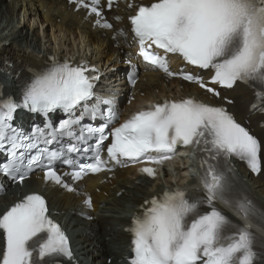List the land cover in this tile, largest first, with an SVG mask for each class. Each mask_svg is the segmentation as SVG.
I'll return each mask as SVG.
<instances>
[{
	"label": "snow or ice",
	"instance_id": "snow-or-ice-1",
	"mask_svg": "<svg viewBox=\"0 0 264 264\" xmlns=\"http://www.w3.org/2000/svg\"><path fill=\"white\" fill-rule=\"evenodd\" d=\"M70 2L94 14L99 27L113 28L104 8L111 9L119 0ZM126 7L133 12L127 18L130 39L146 65L168 77L179 75L228 104L232 101L218 89L246 84L255 97L252 111L264 113V0H126ZM121 38L128 42V32L121 29L113 37ZM169 54L196 71L174 73ZM28 73L19 100L0 95V155L5 157L0 174L23 183L40 167L46 182L79 194L66 176L79 181L89 173L111 171L109 163L162 164L172 158L177 145L189 147L199 158L203 193L171 189L145 200L126 229L131 236L128 264H264V241L215 203L264 227V206L247 195L229 163L236 158L252 173H260L264 144L226 107L192 97L165 100L113 126L118 112L111 99L95 94L99 74L94 67L53 59ZM201 73L208 74L207 81ZM20 109L40 114L42 125L26 131L15 124ZM57 111L63 117L54 124L49 114ZM81 152L91 153L90 162L69 156ZM62 159L72 171L55 170V162ZM140 172L156 174L152 167ZM84 203L91 207V198ZM72 259L69 239L48 215L42 194H27L0 214V264H63Z\"/></svg>",
	"mask_w": 264,
	"mask_h": 264
},
{
	"label": "bare ground",
	"instance_id": "bare-ground-1",
	"mask_svg": "<svg viewBox=\"0 0 264 264\" xmlns=\"http://www.w3.org/2000/svg\"><path fill=\"white\" fill-rule=\"evenodd\" d=\"M151 2L152 0H136L138 4ZM130 14L133 12L126 7V0L114 4L110 10L104 11L105 19L113 24L112 29H106L96 24L95 16L89 15L83 8L77 9L70 0H0V62L3 54L8 55L12 59L14 68H19L20 76L24 78L29 75V68L40 70L49 65L53 59L60 62L67 60L71 64L86 63L97 69L99 79L95 82V86L100 91L112 95L111 91L114 88L119 93L121 89L127 88L128 102L121 109L117 108L118 114H122L123 118L145 103L150 104L162 99L177 100L176 96L179 95L192 97L206 104L223 105L264 144V113L251 109L255 99L252 88L237 83L230 90H220L222 97L232 101L228 104L221 97H214L196 84L183 82L178 77H168L160 70L149 68L137 57L135 43L130 39L127 19ZM117 16L120 17L119 20L114 18ZM27 22L33 25L35 22L43 26L47 25L48 36L52 38L53 45H57H52L48 49L43 47L50 54L48 52L43 55L36 54V58L30 57L24 60L23 57L33 51H41L38 36L36 33L30 35L25 25ZM121 29L128 32V42L122 38L113 39L116 32ZM123 63H126L130 70L138 73V81L133 87H129L125 81L126 67L120 72H117V69H107L111 66L118 68ZM181 65L180 60L177 63L170 62L169 67L171 71L177 73ZM6 75L4 78L11 77L10 74ZM202 75L205 79L208 77L207 73ZM3 82L0 77V85ZM15 88L16 91L10 87H6V90L12 95L19 94L20 86L16 85ZM119 93L115 94L116 98ZM60 115L58 111L52 113L54 118ZM16 119L20 122H30L39 120V116L27 111H18L15 115ZM174 162L176 161H170L166 165L171 166ZM188 163L190 162L187 159L185 165L179 168L186 180L191 177V173L186 171ZM239 169L244 174L241 176L242 179L247 177L253 185L261 187L260 194L263 197L244 183V186L247 185L246 188L264 203V161H262V171L257 174L247 171L241 165ZM193 170L196 172V168ZM197 175L200 176L199 172ZM72 185L79 194L68 192L52 182L44 181L39 172L29 175L19 188L9 182L4 186L5 190L0 193V214H3L15 201L21 200L25 193H40L46 199L48 215L70 238L73 259L64 260L63 264H125L130 255L131 239L126 229L144 201L162 192L163 186L155 184L153 177L141 173L136 167H119L113 172L91 176ZM187 193L202 194L203 189L191 188ZM86 197L92 199V211H89L84 204ZM216 207L230 218L225 208L233 211L232 208L220 201L216 203ZM234 212L240 216L236 211ZM90 215H94L92 221L88 220ZM244 221L252 225L248 219ZM254 228L260 231L259 228L255 226Z\"/></svg>",
	"mask_w": 264,
	"mask_h": 264
},
{
	"label": "rangeland",
	"instance_id": "rangeland-1",
	"mask_svg": "<svg viewBox=\"0 0 264 264\" xmlns=\"http://www.w3.org/2000/svg\"><path fill=\"white\" fill-rule=\"evenodd\" d=\"M25 25H26V28H28L30 35H33L35 33L37 34L38 43L40 44V47L42 49L40 48V50H41L40 52L37 50V51H33L32 53H30L27 56H24L23 57L24 60H26L27 58H30V57L36 58L37 57L36 54H40V55L47 54L48 51H46L43 47L48 49L49 47H51L53 45L52 38H50L48 36L49 29H48L47 25L43 26V25L39 24L38 22H35L34 25L32 23L29 24V22H27ZM72 39L74 40V37H72ZM53 46H57V45L54 44ZM48 54H50V52H48ZM83 54H85V53H83ZM20 60H22V59H19V61ZM116 67L117 66H111V67H107V69H117V72L118 71L120 72V71L123 70V68L127 67V65H126V63H123L122 65H120V67H118V68H116ZM107 85H109V84H107ZM111 85H113V84H111ZM116 90L117 89L114 88L111 92L114 93V94L119 93ZM119 91H120V89H119ZM118 95H121V98H122L121 105H120V109H121V107H123L126 104L127 100H128V90H127V88L126 89H121V91H120V93ZM185 162H186V160L184 161L182 159H177L176 162H174L171 166H169L170 171L166 172L165 174H163L161 172L156 174V176L154 177V183L157 184V185L166 186V185H168V184H170L172 182V183H174V185H176V186H178L180 188H183V189L188 188L190 186L189 183H188V180H186L183 177V173H181V171L179 170L181 165H183V164L185 165ZM187 166H189V163L187 164ZM186 171L190 172L189 169L187 170V167H186ZM239 173H240V175L244 176L242 171L239 170ZM244 179H245V181H247L246 183L249 186H251L254 190H256V192H258L260 194L261 187H256L255 185H253L252 181L248 180L247 177H245ZM260 195L263 197L262 194H260ZM89 211H91V210H89ZM93 217H94V215H92V216L90 215L88 217V220L92 221ZM66 219H67V216H66L65 220Z\"/></svg>",
	"mask_w": 264,
	"mask_h": 264
}]
</instances>
